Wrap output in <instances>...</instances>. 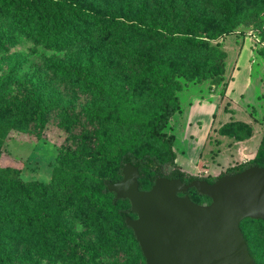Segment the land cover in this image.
I'll list each match as a JSON object with an SVG mask.
<instances>
[{
    "label": "trees",
    "instance_id": "trees-1",
    "mask_svg": "<svg viewBox=\"0 0 264 264\" xmlns=\"http://www.w3.org/2000/svg\"><path fill=\"white\" fill-rule=\"evenodd\" d=\"M245 9L250 14L241 19L239 12ZM217 12L225 15L215 17L213 13ZM241 24H257L264 42V0H256L250 6L245 0H214L203 5L194 0H0V52L8 53L18 45L19 37L50 52L49 56L31 54L50 70V75L43 74L41 79L29 75L15 82L12 77L16 70L30 56L16 54L14 65L0 79V155L4 152L2 135L11 126L27 121L31 108L35 109L38 126L31 134L41 137L46 118L58 110L54 84L58 79L103 101L91 106L88 113V118L103 124L123 121L119 107L135 96L129 123H136L147 139L161 146L164 154L159 157L145 151L137 155L126 149L118 154L116 168L105 177L82 164L78 153L60 151L49 182L38 184L23 182L11 170L0 168V250L11 251L14 240H28L31 226L27 221L36 216L30 207L42 205L48 209L45 212L41 208L43 216L58 222L53 224L49 240H65L70 249L66 250L67 264H146L132 229L125 223L126 216H135L129 201L118 199L107 190L108 184L121 179L125 163L138 168L139 189H148L157 177L177 178L186 184L195 179L211 183L224 174L264 166L256 162L264 156V130L249 159L216 176L181 170L175 162V136L165 131L173 115L181 110L178 92L183 87L179 78L194 83L208 80L212 86L222 81L226 52L218 40L234 34ZM103 35L109 40L100 41ZM256 52L264 57V46ZM148 80L152 84L145 97L139 91ZM129 81L133 91L128 92ZM71 111L72 108L65 109L64 123L69 131L74 129L68 123ZM251 131V125L241 121H230L219 128V133L234 139H244ZM98 140L99 154L95 156L112 157L114 154L106 148L109 140L105 129L100 130ZM186 194L194 202H210L194 188ZM121 201L127 206L121 207ZM5 204L7 209H3ZM16 204L24 209V214L18 215L21 218H17L19 212L13 207ZM243 220L264 223L260 219ZM243 220L239 226L249 253L254 263L260 264L241 227ZM78 222L81 228H77ZM13 259V254H5L0 264H12Z\"/></svg>",
    "mask_w": 264,
    "mask_h": 264
},
{
    "label": "rangeland",
    "instance_id": "rangeland-1",
    "mask_svg": "<svg viewBox=\"0 0 264 264\" xmlns=\"http://www.w3.org/2000/svg\"><path fill=\"white\" fill-rule=\"evenodd\" d=\"M211 1L214 0H194L199 5L207 4ZM245 1L250 6L256 0ZM135 14L139 15L138 10H136ZM249 14L250 10L245 9L239 12V17L245 19ZM213 15L215 17H222L225 13L217 12L213 13ZM259 33L257 24H249L247 26L241 24L236 28L233 35L224 36L218 42L220 48L222 45L229 56L234 55L235 58L234 47L239 43L241 38L251 47L247 46L251 51H254V49L258 50L264 46ZM103 36L99 37L100 41L104 39L109 40V34L107 37L106 35ZM17 42H19L18 45L13 47L8 53L3 54L0 52V79L14 65L16 54L30 56L28 62L16 70L17 73L12 77L16 80L15 82H19L29 75L34 76L36 79H41L43 74L50 75V70L43 66L40 59L36 55L31 56V54H35L34 52L44 53L46 56H49L50 52H47L41 46L35 47L30 40L24 37H19ZM210 43L215 44V41H211ZM34 48L35 50L33 51ZM237 66V72L241 75L233 74L234 79L229 78V80L231 79L228 88L229 94L228 98H226L228 102L223 98L224 95L221 96V92L225 87H222V90L218 94L216 92V95L214 94L216 85L212 86L208 83L204 91L211 94V96L207 99L204 95H197V92L201 93L200 89L189 91L187 88L189 86L188 81L184 78H179L181 87H186L187 90L184 98H191L192 94L193 96H197L198 103H195L194 99L196 98L192 99L191 105L188 102L185 104V100L181 99L182 108H185L184 112L186 113L182 116L176 115L177 117H173L171 123V125L175 123L176 118L177 125L173 127V133L176 137L175 143L177 146L186 140V138H191L196 144H199L201 142V135L208 130L210 118H212L215 112L221 122L230 120L249 121L252 112L255 114L254 108L257 111L258 118H264V57L257 54V58H255L246 52L245 56L239 58ZM35 69L38 70L35 71ZM54 84L57 89L56 96L59 98L57 99L58 110L50 113L46 118L41 137L36 138L31 134L32 130L38 128L36 126L35 109L31 108L27 121L20 125L11 126L2 135L4 152L0 155V168L11 170L13 172L11 174L23 182L30 181L38 184L49 182L52 171L57 164V155L60 151L67 150L78 153L82 164L91 168L96 174L105 177L110 176V170L116 168V157L126 149L132 150L137 155H142L143 152L149 151L159 157H164L163 149L158 143L147 139L144 132L136 126V123H129L132 117L133 106L136 104L135 96L127 101H123L119 107L120 119L123 121H119L118 124L112 121L103 124L93 117L88 118L91 106L99 103L103 104V101L97 100L94 95L84 93L79 87L75 88L70 83L64 82L63 79L56 80ZM151 84L149 80L145 81L139 92L147 97ZM159 85L161 88L164 86L163 83ZM126 90L128 92L132 90V83L130 81L127 82ZM74 91L75 93H73ZM199 99H205V101L201 102ZM190 106L191 109L188 108ZM229 106L231 109L228 108ZM69 108H72V111L70 117H68V123L74 125V129L70 131L67 129V125H65L67 123H64L67 117L65 109ZM222 108L225 111H222ZM252 109L253 111L250 112ZM213 117H215V114ZM185 120L192 122V126L196 129L194 132L190 130V134L193 135L192 137L185 135L183 128L180 125L178 126V123H183ZM102 129H105L109 140L106 148L111 151V154H114L110 158L95 156L99 154L97 149L100 146L98 135ZM212 136L214 135L212 134ZM258 142L259 135L255 134L250 143L253 152ZM252 154L249 155L248 159ZM256 162L264 164V156L258 158ZM77 167H80V165L78 164ZM223 168L219 173L224 171ZM211 171L214 172L213 169ZM196 174L202 175L203 173ZM143 186L145 188L148 187L145 180H143ZM196 200L198 201L199 199L196 198ZM16 205H13V207L15 212H19L17 218H21L18 215L24 214V209L18 207L20 205ZM119 205L126 207L127 202L121 201ZM7 208V204L3 205V209ZM30 208L31 213L35 212L36 216H31L29 221H27L31 226L28 240L25 243L22 242L23 240H14L15 244H13L11 251L0 250V259L5 254H13L14 259L12 264H67L69 262V254L66 250L70 249L66 246L65 240H49L50 236L48 234L54 228L53 224H57L58 222L55 220L50 222L49 219L43 216L41 208H44L45 212H48L47 207L38 205ZM25 223L24 225L26 226ZM81 225L78 222L77 228H81ZM241 227L247 235L254 253L259 257L260 264H264V223L243 220Z\"/></svg>",
    "mask_w": 264,
    "mask_h": 264
},
{
    "label": "water",
    "instance_id": "water-1",
    "mask_svg": "<svg viewBox=\"0 0 264 264\" xmlns=\"http://www.w3.org/2000/svg\"><path fill=\"white\" fill-rule=\"evenodd\" d=\"M139 171L131 163L121 179L107 185L118 199H127L134 217L126 216L146 264H255L240 222L264 220V166H249L209 183L157 177L139 189ZM194 188L210 199L192 201Z\"/></svg>",
    "mask_w": 264,
    "mask_h": 264
},
{
    "label": "crops",
    "instance_id": "crops-1",
    "mask_svg": "<svg viewBox=\"0 0 264 264\" xmlns=\"http://www.w3.org/2000/svg\"><path fill=\"white\" fill-rule=\"evenodd\" d=\"M245 44H246L245 40L241 38L239 40V43L234 47V52L236 53L235 58L234 55L230 57L229 54L225 51V49L221 45V48L226 52L225 67H224L223 80L220 81L218 84H216L215 86L216 89L214 94H216V92L218 94V92L222 90L221 88L225 87L223 98L227 102L228 100L226 98H228V94H229L228 88L231 80V79L229 80V78L231 77L232 79H234L233 74L234 75L239 74V72H237L238 71L237 65L239 58L241 56H245L246 52L249 53L252 57L257 58L258 53L255 52L256 49H254V51H251L250 49L247 48V46L248 47L250 46L248 44L246 45ZM240 75L241 74H239V76ZM187 83L189 84V86L187 87L189 91H193V89H200L201 93L197 92V95H204L207 97V99L209 98V96H211V94H208L207 92L204 91L208 86L209 83L208 80H205L201 83H194L189 81ZM203 87L204 89H202ZM186 91H187L186 87H183L178 92L180 98L181 110L180 112L175 113L173 117H175L176 115L182 116L186 113L184 112L185 108L183 109L181 105L182 98L185 100L186 102L185 104H187L188 102L191 105L192 104L191 101L193 98H196L194 99L195 103H198L197 96H193L192 94H191V98L185 99L184 94L186 93ZM199 100H201V102L205 101V99H199ZM188 108L191 109V106ZM228 108L231 109L230 106ZM222 111L225 110L222 108ZM254 111L255 114L252 112V110H250V112H252V116L250 115L249 121L230 120V121H241L251 125L252 127L251 134L244 139H234L219 133V128L221 127V125L230 121L221 122L220 119H218L216 112L214 113L215 117H213L214 115L213 114L212 118H210V124L208 130L203 135H201V142L199 144H196L193 140H191V138H186V140H184L183 142H181L179 146H177L175 143L176 142V137H175L173 143V150L176 156L175 157L176 164L181 168V170L188 172L190 174L203 173L202 175L215 176L217 173L220 172V170L223 167L224 170L225 168L232 166L236 163H241L246 161L249 155L253 153V149L251 148V144H250L253 136L255 134H258L259 142H260L264 130V118L259 119L255 108ZM222 113L224 114V112ZM172 118L170 119L168 123V127L165 131L169 134L172 133L175 136V134L173 133L174 131L173 127L177 125L176 123L177 120L175 118V123L171 125ZM179 125L180 127L183 128L185 135H190L191 137L193 136L190 134V130L194 132L196 129L192 126V122L185 120L183 123L181 122L178 123V126ZM262 126L263 128H261ZM212 134L214 136H212ZM211 169H213L214 172H212Z\"/></svg>",
    "mask_w": 264,
    "mask_h": 264
}]
</instances>
